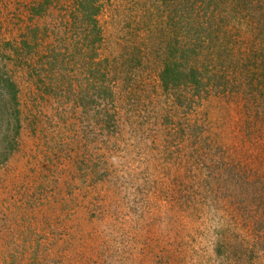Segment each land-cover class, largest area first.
I'll return each instance as SVG.
<instances>
[{
  "label": "rangeland",
  "instance_id": "rangeland-1",
  "mask_svg": "<svg viewBox=\"0 0 264 264\" xmlns=\"http://www.w3.org/2000/svg\"><path fill=\"white\" fill-rule=\"evenodd\" d=\"M28 1L0 0V43L28 26ZM73 1L54 0L30 23L48 29L32 68L5 63L22 127L17 149L0 156V264H264V0H217V41L191 66L209 64L226 92L199 99L160 80L174 9L103 0L111 127L96 119L87 56L41 62L47 47L71 45Z\"/></svg>",
  "mask_w": 264,
  "mask_h": 264
},
{
  "label": "trees",
  "instance_id": "trees-1",
  "mask_svg": "<svg viewBox=\"0 0 264 264\" xmlns=\"http://www.w3.org/2000/svg\"><path fill=\"white\" fill-rule=\"evenodd\" d=\"M53 1H28L27 4L29 3L31 6L30 10H27L28 13H26L28 14V22H26L28 26L21 28L22 33L16 39L0 43V156L6 155L8 157L17 149L19 144L17 138L20 135L22 127L19 88L12 76L14 71L12 64H23L22 61H25L30 68L34 66H32L30 59L32 54L36 53V50H41L40 47L45 45V38L42 35L48 36V29L46 27L41 29L40 26L34 27L30 23H35L36 19L44 17L51 6H53ZM163 3L165 6L175 10L170 12L167 21L169 28H173L175 25V36L165 43L164 67L160 72V80L165 90L169 91L193 86L195 97L197 96L196 99L203 97L202 91L226 92L225 88H223L226 82L219 72L217 73L214 70L211 73L209 64H205L201 60L199 67L195 64L191 66L192 57L196 58V55H199L198 49L203 46L204 42L211 40L213 43L217 39L213 29L215 28L216 34H219L220 28H216L215 23L220 25L221 19L219 18L224 16L222 12L214 10L219 9L218 1L163 0ZM103 6V0H74L69 11L70 17L73 18L72 24L70 23L73 28L72 35L70 36L71 45L67 46L63 52L58 49V44H52V47H47V52L46 49L43 50L44 52H41V62L51 66L49 69H52L53 67L57 68L59 64L64 65L66 61L67 63L71 62V60H66V54L72 60L78 54L87 56L86 60L89 61L88 69L91 75L96 78L95 90L98 91L96 98V119L101 120L106 127H111L112 123L117 124V112L114 106L115 103L113 104V108H110V103H113V100L110 102L109 97L106 95L111 96L115 102V91L110 84V82L112 84L115 83V77H109V74L112 72L110 69V59L102 55L105 35L104 29L100 25V15ZM202 7L206 10L204 14L206 16V18L204 17L205 20L203 18L202 20L199 19ZM193 12H197V14ZM173 21H175L174 24L172 23ZM62 56L66 58L63 57L62 59ZM43 58L46 61H43ZM195 58H193V61H196ZM231 61L237 64V62H233V58H231ZM5 63H12L10 64L11 71L8 69V64L6 65ZM105 97L107 98L106 101ZM178 102L182 105L185 104L182 96L178 97ZM198 103L199 100L196 101L194 99L192 102L186 104L190 107H195Z\"/></svg>",
  "mask_w": 264,
  "mask_h": 264
}]
</instances>
